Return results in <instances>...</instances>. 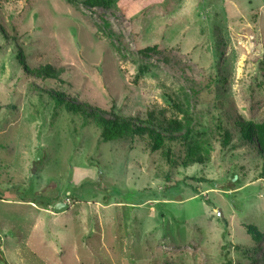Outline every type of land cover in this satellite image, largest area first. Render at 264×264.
Wrapping results in <instances>:
<instances>
[{
    "label": "rangeland",
    "instance_id": "374dc122",
    "mask_svg": "<svg viewBox=\"0 0 264 264\" xmlns=\"http://www.w3.org/2000/svg\"><path fill=\"white\" fill-rule=\"evenodd\" d=\"M45 64L62 83L26 69ZM56 88L139 119L181 118L174 98L208 158L105 142ZM237 118H264V0H0V264H264L245 229L264 232L262 161Z\"/></svg>",
    "mask_w": 264,
    "mask_h": 264
},
{
    "label": "trees",
    "instance_id": "16d2710c",
    "mask_svg": "<svg viewBox=\"0 0 264 264\" xmlns=\"http://www.w3.org/2000/svg\"><path fill=\"white\" fill-rule=\"evenodd\" d=\"M113 0H83L87 6H107ZM202 1V0H199ZM202 5V3L200 2ZM27 71L40 77L43 81L48 78L54 82H61L62 70L57 69L51 64H45L40 67L30 68L26 66ZM62 83V82H61ZM51 97L56 104H63L67 111L78 113L85 120H91L101 130L103 141L118 139L147 138L151 150H160L169 164H176L172 143L179 142L184 148V155L180 157L181 164L204 163L207 160L208 148L200 141L192 137V128L190 126L192 116L188 108L181 105L174 98H169L171 105L180 113L182 117L166 115L164 109L148 110L145 119L119 116L109 110H100L95 105L83 100L75 103L73 98L67 96L58 88L50 90ZM92 106V107H91ZM110 113L111 117H106L105 113ZM241 139L253 143L257 158L262 161V174H264V118L259 122L244 121L240 118L234 120ZM223 143L227 144L230 140V133L223 130ZM235 177V176H234ZM237 179V177H236ZM174 187V186H171ZM246 232L257 245V251L260 250L259 243L264 237V232L259 230L253 224L245 225ZM1 255V254H0ZM261 255L264 259V245L261 249ZM5 263L8 264L5 260Z\"/></svg>",
    "mask_w": 264,
    "mask_h": 264
},
{
    "label": "water",
    "instance_id": "95a60500",
    "mask_svg": "<svg viewBox=\"0 0 264 264\" xmlns=\"http://www.w3.org/2000/svg\"><path fill=\"white\" fill-rule=\"evenodd\" d=\"M66 204L63 202H58L53 206V210L56 212H61L66 209Z\"/></svg>",
    "mask_w": 264,
    "mask_h": 264
}]
</instances>
